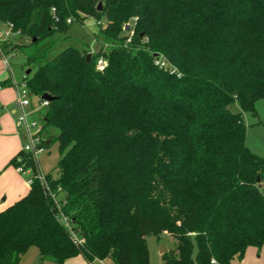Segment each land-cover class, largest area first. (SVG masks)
I'll return each mask as SVG.
<instances>
[{
    "label": "trees",
    "instance_id": "trees-1",
    "mask_svg": "<svg viewBox=\"0 0 264 264\" xmlns=\"http://www.w3.org/2000/svg\"><path fill=\"white\" fill-rule=\"evenodd\" d=\"M88 17L119 44L88 61L75 47L42 61L40 41ZM0 22L25 39L0 53L36 63L28 88L52 97L44 130L56 133L44 145L59 152L57 175L0 210V264L32 247L56 264H150L146 236L163 232L176 241L164 264H231L264 244V159L243 121L264 98V0H0ZM18 155L35 174L21 150L11 163Z\"/></svg>",
    "mask_w": 264,
    "mask_h": 264
},
{
    "label": "rangeland",
    "instance_id": "rangeland-1",
    "mask_svg": "<svg viewBox=\"0 0 264 264\" xmlns=\"http://www.w3.org/2000/svg\"><path fill=\"white\" fill-rule=\"evenodd\" d=\"M88 18H86L88 19V21L85 19L83 24L74 22L70 25L69 29L65 33L56 32L52 36L40 41L37 45L39 52H41L44 47L48 46V50L45 53L46 56L42 61L49 60L50 58L54 57L56 54H58L60 51L67 47H75L79 50H84L87 52V54H90L91 56L95 52L101 50V48L102 53H104L107 52L112 46H117L119 44V42L114 43L110 39H104V37L99 33V26L105 24L104 20H100L102 23L99 25L96 22L97 20H95L94 18L93 21L91 20L92 17ZM134 22L135 21L131 20L130 22L126 23L123 27V30L121 31L120 37L125 38V43L129 42L132 37V34L134 33ZM1 24L2 23H0V25ZM10 41V39H4V36L1 35L0 47L4 43H8ZM26 42L28 43L27 40ZM25 59V55L18 49H14L9 54H7V61L11 66L14 75L18 76L22 73L23 76L25 75L27 69H30V72L31 70L34 71L36 69V63H32L30 66H27L25 64ZM30 95L31 97H33L32 101L35 102L36 98L38 97L33 96L31 92ZM255 108L257 111L256 116L252 115L249 112L243 113V121L246 125L245 142L253 153L259 155L264 159V98L256 101ZM229 109L232 112L239 111V107L236 103L230 104ZM34 117L37 116L34 115ZM50 133H56V130L50 128L44 130L45 136L49 135ZM58 157L59 152L57 143L54 142L45 145L44 151L38 155L37 167L39 172L43 174L50 172L54 176L57 175L56 163ZM260 190L264 194V171L263 178L260 182ZM175 242V238L165 232H163L159 238L155 237V235H147L146 243L149 250L150 264H164L162 259V253L160 252L161 245L164 246L165 249H169L173 247ZM249 248L252 249V255L256 257L255 260L260 261L261 264H264V244L260 248L254 246H251ZM39 256L40 255L37 251V248L32 247L25 256H22V261L19 264H56L54 260L50 257H46L44 259L40 257V260ZM258 256L259 258H257ZM255 263L254 261L252 262L250 259L247 262V264Z\"/></svg>",
    "mask_w": 264,
    "mask_h": 264
},
{
    "label": "crops",
    "instance_id": "crops-1",
    "mask_svg": "<svg viewBox=\"0 0 264 264\" xmlns=\"http://www.w3.org/2000/svg\"><path fill=\"white\" fill-rule=\"evenodd\" d=\"M88 19L86 20L88 21ZM91 20L93 21V18ZM7 29V26L4 24L0 25V37L3 30L4 39L7 38L11 41L13 40V42L19 43L25 41V39L21 38L19 35L6 33ZM9 66H4L3 62L0 60V84L2 86L0 89V210L5 209L22 196L26 195L30 189V183L27 180L28 175L18 172L11 163L12 158L21 150L23 143V138L15 127V118L18 109L14 105L17 91L13 86V80H19L22 73L18 76L14 75L11 66ZM249 247L246 249L242 260H236L237 262L234 260L231 264H247L249 259L252 262L254 261V263L256 262L255 264H261L260 261L255 260L256 257L252 255L253 251ZM27 252L23 256H25ZM257 258H259V256ZM63 264L90 263L87 262L82 255H77L68 258ZM101 264L115 263L111 259L106 258L101 261Z\"/></svg>",
    "mask_w": 264,
    "mask_h": 264
},
{
    "label": "built area",
    "instance_id": "built-area-1",
    "mask_svg": "<svg viewBox=\"0 0 264 264\" xmlns=\"http://www.w3.org/2000/svg\"><path fill=\"white\" fill-rule=\"evenodd\" d=\"M67 22L70 23V19H67ZM99 25L101 21H96ZM1 23V22H0ZM6 33H13L11 25H7ZM4 33L1 32V35ZM14 34V33H13ZM0 60L3 62L4 66L8 67L9 63L7 61V56L0 53ZM106 58L100 55L96 59V69L102 70L106 66ZM155 64L160 67H166L167 63L164 59L158 58L155 59ZM23 75L19 80L13 81V86L17 91V96L14 101V105L17 107L18 112L15 118V127L17 131L22 136V147L21 151L30 155L31 159L35 163L36 173L33 174V170L30 167H24L21 156L16 157L17 165L15 166L16 170L21 174H27L28 182H32L34 178H38L42 183H46L44 174L39 172L38 164V155L44 151L45 141L47 138L44 135V120L43 113L44 109L48 105V100L41 98H36V101L33 102L30 91L27 85V82ZM2 88L0 84V89ZM36 115L37 117H34ZM48 143V142H47ZM78 242H82L79 239ZM212 264H219L216 260H211Z\"/></svg>",
    "mask_w": 264,
    "mask_h": 264
},
{
    "label": "water",
    "instance_id": "water-1",
    "mask_svg": "<svg viewBox=\"0 0 264 264\" xmlns=\"http://www.w3.org/2000/svg\"><path fill=\"white\" fill-rule=\"evenodd\" d=\"M101 6H102V2H99L98 5H97V10H100V9H101ZM126 26H128V25H126ZM86 59H87V61L90 59V54H87ZM29 72H30V70L27 69L26 74H28ZM42 98H43V99H47V100H51V99H52V97H51L49 94H43V95H42ZM257 181H259V177L257 178ZM160 252H161L162 254H163L164 252H166V249H165L164 246H162V245H161Z\"/></svg>",
    "mask_w": 264,
    "mask_h": 264
}]
</instances>
